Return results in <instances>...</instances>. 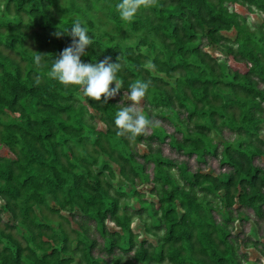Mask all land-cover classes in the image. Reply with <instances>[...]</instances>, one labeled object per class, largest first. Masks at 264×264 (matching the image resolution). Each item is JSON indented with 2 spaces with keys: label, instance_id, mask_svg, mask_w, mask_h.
Wrapping results in <instances>:
<instances>
[{
  "label": "trees",
  "instance_id": "16d2710c",
  "mask_svg": "<svg viewBox=\"0 0 264 264\" xmlns=\"http://www.w3.org/2000/svg\"><path fill=\"white\" fill-rule=\"evenodd\" d=\"M120 2L0 0V264H249L259 246L264 257V0H158L131 22ZM76 17L93 39L83 63L120 57L107 104L47 76ZM138 79L150 82L142 112L182 134L171 148L223 171L154 151L170 137L161 126L116 134ZM137 218L155 242H137Z\"/></svg>",
  "mask_w": 264,
  "mask_h": 264
},
{
  "label": "clouds",
  "instance_id": "9594fccd",
  "mask_svg": "<svg viewBox=\"0 0 264 264\" xmlns=\"http://www.w3.org/2000/svg\"><path fill=\"white\" fill-rule=\"evenodd\" d=\"M157 5L158 0H121L116 5V11L122 21L131 22L141 8L148 9ZM70 29L72 43L60 53L59 58L53 60L47 76L58 80L64 86H80L86 97L97 102H101L103 97L102 103L107 104L109 99L118 95L122 87V81L117 79V73L122 67L120 57L116 63L111 62V57H106L98 63H83L81 56L85 55V50L92 45L93 39L79 17L73 20ZM64 33L57 31L55 35L59 38ZM44 57V54L35 53L34 62L37 68L42 67ZM148 66L155 67L151 61H148ZM36 82L40 83L39 77ZM112 84H115L114 88L110 87ZM149 86L150 82L139 79L130 85L128 100L131 104L120 107L114 120L118 136L134 141L149 129L160 126L159 120L150 119L139 108Z\"/></svg>",
  "mask_w": 264,
  "mask_h": 264
},
{
  "label": "rangeland",
  "instance_id": "374dc122",
  "mask_svg": "<svg viewBox=\"0 0 264 264\" xmlns=\"http://www.w3.org/2000/svg\"><path fill=\"white\" fill-rule=\"evenodd\" d=\"M237 9L244 15H246V12H247V9L244 8V7H237ZM263 16L259 15V14H252L251 15V21H255V22H261ZM228 60V59H227ZM230 63L232 61V59L229 60ZM238 68H240V70L242 71H246L248 68L245 67V66H238ZM264 85L263 83H261L260 85V88H263ZM117 97V96H116ZM131 104V102L129 103V105ZM128 105V106H129ZM141 107H145V103H142L139 105V108L141 109ZM142 111V110H141ZM160 111H155V112H152V114L155 116L154 119L156 120H159L160 121V126L165 130V132L167 134H169L170 137L166 138L161 144L159 143V145H153V150L156 151L158 148L161 150L162 154L165 156V157H168L170 159H173L175 161H183V162H186L190 169L192 171H195L197 169H201V170H205V171H208V170H214V172L216 174L220 173L221 171V167L218 163V161L216 159H207V163L205 164H199L197 163L195 157L193 158H187L185 156H182L180 155L178 152H176L175 150H173L171 148V145H170V141H172V138L171 136H174V138H176L177 140H180L182 138V134L177 132L176 128L170 124L169 122H167L166 120H163L160 116ZM151 114V112H150ZM151 114V115H152ZM153 115H152V119H153ZM152 128L149 129L146 134L147 135H150L152 133ZM215 135L217 136V134L215 132L212 133V136L215 137ZM226 137L225 138H228V141H234V137H231L229 136L228 134H225ZM234 143V142H232ZM158 147V148H157ZM138 149H142V152H145L146 151V148L145 146L143 145H140L138 147ZM226 170V169H225ZM148 171L149 173H151V178L153 177V174H154V165L153 163H150L148 165ZM121 178L118 179V182H121ZM153 183V182H152ZM151 183V184H152ZM154 184V183H153ZM138 204L136 200H132L131 202V205L133 207H138ZM248 213H250L252 215V211H248ZM66 214V213H65ZM255 216V215H254ZM55 221H58L57 219H54ZM148 220V219H147ZM150 222L151 224L153 223L152 220L150 219ZM108 224V227H110L111 229H116V227L114 226V224H112L111 222H107ZM240 224L242 225V229H245V231L248 233V235L250 236L252 233H254V231H256V227L254 225H247L249 223H242L240 222ZM145 220L144 219H140V218H137L134 220L133 222V229H134V232L137 234V242L140 244L142 240L144 239H147V240H150V241H153L155 242V238L152 237L151 233L147 232L145 230ZM72 228L74 229H77V224L76 223H73L72 225ZM260 235L262 236V233H260ZM98 243L99 245H102V240L99 238L98 240ZM264 243V241H263ZM260 249V246L257 248V250L259 251ZM258 251L254 250L253 248L249 249V254H250V263L249 264H264V257H262ZM95 255H99V256H102L100 253H99V250L97 249L96 252L94 253Z\"/></svg>",
  "mask_w": 264,
  "mask_h": 264
}]
</instances>
